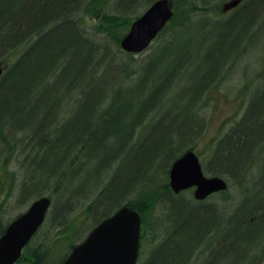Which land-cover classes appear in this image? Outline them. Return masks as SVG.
<instances>
[{"label":"trees","instance_id":"trees-1","mask_svg":"<svg viewBox=\"0 0 264 264\" xmlns=\"http://www.w3.org/2000/svg\"><path fill=\"white\" fill-rule=\"evenodd\" d=\"M154 1L148 0L146 9ZM257 1L246 0L225 17L229 39L209 53L201 46L198 56L204 51L210 67L191 72L192 43L178 36L205 17L194 18L204 10L202 3L181 0L185 17L174 7L151 51L137 58L123 50L121 40L146 10L129 16L145 5L140 0H109L97 15L107 25L93 33L83 16L96 0H0V65L7 64L0 78V200L3 192L23 205L50 197L45 223L58 229L48 238L50 228L36 242L43 225L16 264H62L124 205L143 218L138 264H212L218 258L225 264H264V162L247 195L251 170L244 167L253 162V146L264 135V97L250 99L244 119L218 142L205 168L231 176L241 188L233 209L225 201L213 202L217 197L198 201L190 190L175 193L169 177L173 162L195 149L191 142L200 133L202 100L217 83L220 67L264 26V1L261 8ZM232 19L240 25L231 26ZM188 75L195 86H182ZM186 196L197 204L169 216L167 199ZM157 206V224L164 226L156 224L150 243L144 240L145 214ZM3 207L0 234L21 214L3 221Z\"/></svg>","mask_w":264,"mask_h":264},{"label":"rangeland","instance_id":"rangeland-1","mask_svg":"<svg viewBox=\"0 0 264 264\" xmlns=\"http://www.w3.org/2000/svg\"><path fill=\"white\" fill-rule=\"evenodd\" d=\"M198 3H202L201 7H203V11L200 12L197 16L195 15V19H199L202 16H205L203 19L194 22L189 29L183 30L178 38L181 40L182 43L187 42V40L191 41V56L194 57V64L192 66L191 72L196 71L197 69H200L201 67H210L209 65H205V52L201 51L198 56V50L201 46H206V49L208 53L213 49L214 44L215 46L220 43L221 41H226L229 39L228 31H226V18L229 15L224 11V5L225 3L229 2L230 0H209L208 5L202 0H194ZM261 1H257V6L261 8ZM264 1V0H263ZM262 1V2H263ZM109 0H96L95 4L90 7V9L86 12V14L83 16L85 19V26L93 33L95 29H99L101 27H106V23L104 21V17L97 16L98 14L103 13V9L106 8L107 3ZM145 5H142L140 7V11L138 13H132L129 14L130 17L134 18L137 14L140 12H143L146 9V4L148 3V0H146ZM171 3L173 7L178 8L179 16L181 15L182 18L185 17L186 12L184 11L186 8V5L181 6V0H171ZM256 5H253V12H256L257 8ZM138 8L137 5H133L132 9ZM122 9V8H121ZM125 7H123V11H125ZM118 12V11H117ZM262 15L264 16V3H263V11ZM250 16V15H249ZM258 18V16H256ZM95 18L98 20L95 22ZM262 18V17H260ZM221 19L222 22H218ZM258 21V19H257ZM263 23L262 21H260ZM241 22L232 19L229 21V24L231 26H239ZM203 25H207L205 28H203ZM209 26V27H208ZM236 28H234L235 30ZM233 30V31H234ZM254 38H251V42L248 44V53L244 55L243 58H240L238 62L235 64V66L230 67V65L227 66L226 69H229L226 74L221 75V77L218 79L217 83H213L212 86L208 89L206 92L204 98L202 101V105L204 107H201V111L199 112L201 116V128L200 133L194 137L193 141L191 142V145L194 143V148L197 151V153L200 156L201 162L203 163V169L205 170L207 175H212V170L206 171L205 168L208 169V165L210 164V160L213 158V152L215 149V144H213L214 139L216 138H222L225 131H231L236 129V125L238 121H240L243 116L245 115L247 108L249 107V104H244V99H251L252 101L258 100V98L264 97V26L254 31ZM97 33V32H96ZM103 34V33H98ZM241 37H246V35H240ZM244 39V38H243ZM248 38H245L247 41ZM156 42L154 41L152 45H155ZM243 45H239L236 49H234L233 54L231 58H229V61H232V63L235 61V58L238 57V55L241 54L242 49L245 42H241ZM151 47V46H150ZM215 49V48H214ZM151 49H147L142 53L136 54L137 58H141L146 56ZM222 55V54H221ZM230 56V55H229ZM228 58V57H227ZM226 62L222 64V67L220 69L222 70L224 68V65ZM212 67V66H211ZM231 69H230V68ZM249 81V82H248ZM195 86V81L192 77H189V75L184 78V81L182 83V86ZM251 89H254L253 92H251ZM186 95V94H185ZM188 100L187 96L184 100V102ZM177 103V102H176ZM224 121H227L224 123ZM230 122V123H229ZM229 123V124H228ZM12 126H15V124H11ZM15 130V129H14ZM224 131V132H223ZM223 132V134H221ZM182 143H184L182 141ZM254 159L255 164L257 167H253L252 169L258 168V166H263L264 160L262 159V156L252 154L251 160ZM247 162L244 164L247 166ZM247 168V167H245ZM263 169L258 171L259 173L262 172ZM255 174L257 171H254ZM227 178L226 176H223ZM231 177V176H230ZM228 177L229 180V190L226 192L225 198L222 197L224 195L218 196L216 199H214L213 202H223L226 204H230L229 207L233 209L236 204L240 202V193L241 188L236 186L234 184V179ZM245 177H242V179ZM256 178V177H255ZM237 179V178H236ZM264 185V184H263ZM240 189V190H238ZM249 187H247V191L245 194H249ZM189 192L193 194V190L191 189ZM242 192V191H241ZM256 191L253 192L255 194ZM243 196V195H242ZM3 200H0V209H2L3 206H5L6 210H2V218L3 221L9 220L13 217H15L17 214L24 212L27 210L29 205L31 204L32 200L23 205L18 203V201L15 199V197H11L9 194L5 195V192L2 193ZM232 198V199H229ZM229 199V200H228ZM17 201V203H16ZM168 201V215L173 216L174 212L175 214L178 213V211H181L182 213L188 212V209H191L193 205H196L195 201H192L191 199H188L187 196L184 198H177L173 202ZM223 206V205H222ZM226 206V205H224ZM4 209V207H3ZM155 212L148 211L147 214H145V222H144V229H145V241H149L151 243L152 240V231L153 228H155L158 217H161V208L160 206L155 207ZM88 225V224H87ZM90 225V222H89ZM88 225V227H89ZM158 227H163L164 223L159 222ZM43 229L39 232L38 239H36V242H41V240L45 237V232L49 231V229H52V232L49 233L48 238L54 234L58 233L57 228H52L49 226L48 223H45L42 227ZM86 228V227H84ZM88 229V228H86ZM83 238V237H82ZM81 238V239H82ZM78 238V241L81 240ZM144 252V250H143ZM25 253V251H24ZM143 254L146 255L144 252ZM144 256V255H143ZM212 264H225V260L218 258L216 261L212 262Z\"/></svg>","mask_w":264,"mask_h":264},{"label":"water","instance_id":"water-1","mask_svg":"<svg viewBox=\"0 0 264 264\" xmlns=\"http://www.w3.org/2000/svg\"><path fill=\"white\" fill-rule=\"evenodd\" d=\"M242 0H231L225 11L238 6ZM171 0H155L131 24L121 40L128 53L147 50L174 17ZM3 68L0 67V76ZM170 188L175 193L194 188V197L205 200L215 192L227 190L225 178L206 175L199 155L188 149L175 160L169 171ZM52 199L41 196L16 217L0 236V264H16L24 249L44 224ZM142 216L128 205L102 220L78 243L63 264H138L141 248Z\"/></svg>","mask_w":264,"mask_h":264},{"label":"flooded vegetation","instance_id":"flooded-vegetation-1","mask_svg":"<svg viewBox=\"0 0 264 264\" xmlns=\"http://www.w3.org/2000/svg\"><path fill=\"white\" fill-rule=\"evenodd\" d=\"M246 0H242L241 1V3L238 5V6H236V7H234V8H232V9H229V10H227V11H225L229 16H231V15H233L243 4H244V2H245ZM261 7H262V5H261ZM261 23V22H260ZM251 91H252V89H251ZM244 104H250V100L249 99H247V98H245L244 99V102H243ZM243 119H244V117H243ZM225 122H227V121H224V123ZM239 122V121H238ZM230 123V122H229ZM228 123V124H229ZM226 124V123H225ZM238 124V123H237ZM233 130H231V131H225V133L223 134V132L221 133V134H223V135H221V136H226L227 134H230L231 132H232ZM222 137V138H223ZM222 138H216V139H214V141H213V144H215V145H217L218 144V142L222 139ZM216 147V146H215ZM252 154H255V155H259V156H262L263 154H264V135L254 144V146H253V150H252ZM262 157H264V156H262ZM253 160V162H251V163H249L248 165H247V167H249V168H251V167H257L256 166V164H255V160L254 159H252ZM251 160V161H252ZM260 166V165H259ZM258 166V167H259ZM225 178V177H224ZM227 181H228V183H229V180L227 179V178H225ZM194 190H195V188H194ZM229 190V188L227 189V190H224V191H219V192H215V193H213V194H211L210 196L211 197H218V196H220L221 194H223V193H226L227 191ZM209 196V197H210ZM207 199V198H206Z\"/></svg>","mask_w":264,"mask_h":264},{"label":"bare ground","instance_id":"bare-ground-1","mask_svg":"<svg viewBox=\"0 0 264 264\" xmlns=\"http://www.w3.org/2000/svg\"><path fill=\"white\" fill-rule=\"evenodd\" d=\"M140 1H142V2H141L139 5L143 4V2H145L146 0H140ZM139 5L137 6L138 8H139ZM136 9H137V8H136ZM259 22H260V21L258 20L257 23L259 24ZM245 43H246V44L244 45L241 54L238 55L237 58H235V61L232 63V61H229V60H230V59H229V60L226 62V64L224 65V68H223L222 70L220 69L218 73L216 72L217 75H218V78H220L221 75L226 74V72L229 70V69H226L228 65H230V67L235 66V64L238 62V60H240V58H243L244 55H245L246 53L249 52V50L247 51L249 42H245ZM242 45H243V44H242ZM0 67L3 68V73H2V75L0 76V78H1V77L3 76V74H4V72L6 71L7 64L0 65ZM230 67H229V68H230ZM230 69H231V68H230ZM248 82H249V81H248ZM253 90H254V89H252L251 92H253ZM199 117L201 118L200 114H199ZM237 127H238V126L236 125L235 128H237ZM235 130H236V129H234L233 131H235ZM259 167H261V166H259ZM259 167L256 168V169H252V168H249V167H248L249 170H251V171L249 172L250 177H247V179H246V186H247V187H249V186L251 185V177H252V178L255 177V176H254V174H255L254 171L259 170ZM169 177H170V175H169ZM252 181H253V180H252ZM36 199H38V198H36ZM36 199H33L32 202H31V204H32ZM31 204H30V205H31ZM30 205H29V207H30ZM29 207H28V208H29ZM11 222H12V221H11ZM11 222H10V223H11ZM10 223H9V224H10ZM5 224H6V223H5ZM7 226H8V225H7ZM142 229H143V226H142ZM3 233H4V232H3ZM3 233H1L0 236H1ZM73 249H74V248H73ZM71 252H72V251H71ZM69 255H70V254H69ZM69 255H68V256H69ZM67 258H68V257H67ZM67 258H66V259H67ZM66 259H65V261H66ZM65 261H64V262H65ZM64 262H63V263H64ZM63 263H62V264H63Z\"/></svg>","mask_w":264,"mask_h":264}]
</instances>
